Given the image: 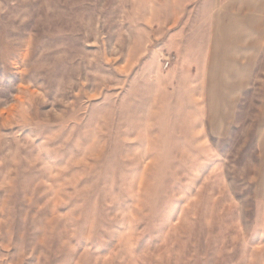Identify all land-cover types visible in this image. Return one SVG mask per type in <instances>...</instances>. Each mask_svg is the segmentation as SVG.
<instances>
[{"label":"rangeland","instance_id":"374dc122","mask_svg":"<svg viewBox=\"0 0 264 264\" xmlns=\"http://www.w3.org/2000/svg\"><path fill=\"white\" fill-rule=\"evenodd\" d=\"M187 1L0 0V264H264L254 122L202 140L169 48Z\"/></svg>","mask_w":264,"mask_h":264},{"label":"crops","instance_id":"0c3cea01","mask_svg":"<svg viewBox=\"0 0 264 264\" xmlns=\"http://www.w3.org/2000/svg\"><path fill=\"white\" fill-rule=\"evenodd\" d=\"M193 3L184 31L170 34L169 48L182 59L178 71L187 74L198 133L202 140L221 137L234 124L253 121L264 168V0L186 5Z\"/></svg>","mask_w":264,"mask_h":264},{"label":"built area","instance_id":"2783aa9c","mask_svg":"<svg viewBox=\"0 0 264 264\" xmlns=\"http://www.w3.org/2000/svg\"><path fill=\"white\" fill-rule=\"evenodd\" d=\"M170 65V61L168 60L167 62H166V67H168Z\"/></svg>","mask_w":264,"mask_h":264}]
</instances>
